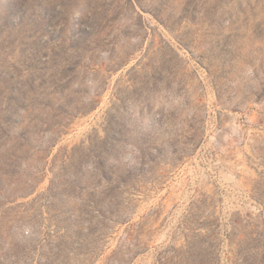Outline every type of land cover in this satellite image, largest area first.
I'll return each mask as SVG.
<instances>
[{
  "label": "rangeland",
  "instance_id": "1",
  "mask_svg": "<svg viewBox=\"0 0 264 264\" xmlns=\"http://www.w3.org/2000/svg\"><path fill=\"white\" fill-rule=\"evenodd\" d=\"M0 264H264V0H0Z\"/></svg>",
  "mask_w": 264,
  "mask_h": 264
}]
</instances>
